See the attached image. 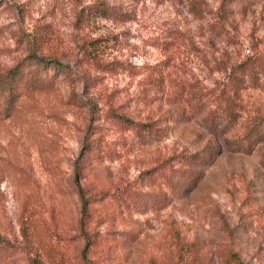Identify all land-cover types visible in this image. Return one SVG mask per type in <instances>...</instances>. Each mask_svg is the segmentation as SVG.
Here are the masks:
<instances>
[{
  "label": "rangeland",
  "instance_id": "374dc122",
  "mask_svg": "<svg viewBox=\"0 0 264 264\" xmlns=\"http://www.w3.org/2000/svg\"><path fill=\"white\" fill-rule=\"evenodd\" d=\"M33 56L44 88L0 116V264H264V74L233 81L264 0H0V78Z\"/></svg>",
  "mask_w": 264,
  "mask_h": 264
},
{
  "label": "trees",
  "instance_id": "16d2710c",
  "mask_svg": "<svg viewBox=\"0 0 264 264\" xmlns=\"http://www.w3.org/2000/svg\"><path fill=\"white\" fill-rule=\"evenodd\" d=\"M103 15L106 17H112L114 19L123 20L125 19L121 13V11L115 9H104L102 10ZM48 62V61H47ZM259 59L247 58L241 63H239L236 67H234V75L233 81L234 84L240 83L244 81V78L252 79L256 81V73L255 68H258L261 73L264 74V64L261 63ZM50 67L55 69L56 71L63 72L66 75V70L62 65H60L56 61H50ZM34 67L31 69L30 67ZM46 61L41 58L32 57L29 61L28 66L21 67V65H17L11 71H9L4 77L0 78V116L3 114L4 116H9L12 111L14 110V104L18 100V98L22 95L23 92H33V91H40L44 88V71H46ZM68 75V73H67ZM224 117L231 121L235 118L236 110L234 109L233 105L230 103H225L223 109ZM111 118L116 120L118 123L124 125L127 128L134 129L136 132L141 131V129H146L148 131H153V126L151 124H138L132 122L127 117L111 113ZM264 121V117L261 118ZM256 131L259 128L255 125ZM156 131V130H155ZM253 131V128H252ZM91 140L88 141V148L91 150ZM90 143V144H89ZM196 157V156H195ZM178 173L179 179L181 182H174L171 186L175 189V192L182 191L188 187L187 184H190L188 179V174L186 170H176ZM196 175L193 174V177ZM187 181V182H186ZM82 201V209L85 211L87 199L83 195H81ZM7 248L6 243L2 238H0V253ZM1 255V254H0Z\"/></svg>",
  "mask_w": 264,
  "mask_h": 264
}]
</instances>
